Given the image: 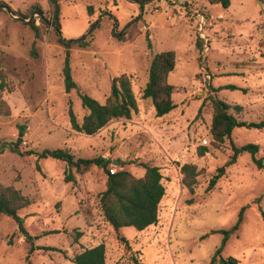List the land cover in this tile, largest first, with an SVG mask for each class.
<instances>
[{"label":"rangeland","instance_id":"obj_1","mask_svg":"<svg viewBox=\"0 0 264 264\" xmlns=\"http://www.w3.org/2000/svg\"><path fill=\"white\" fill-rule=\"evenodd\" d=\"M229 1L223 8L207 0H155L140 10L130 0H61V38L84 36L88 44L80 48L73 42L66 48L42 20H51L47 0H0V82L6 86L0 96L9 108V115L0 114V183L33 201L18 211L25 235L10 217L0 215V264H74L75 254L98 244L105 246L106 264H208L223 238L214 232L230 229L240 212L242 222L222 255L239 264H264V168L257 169L249 153L229 164L231 145H257L256 157H264V129L234 128L218 145L209 134L211 98L241 106L239 114L230 110L239 120L264 119V0ZM33 6L42 15L30 13ZM32 20L37 39L28 26ZM163 51L175 53L168 82L176 107L156 117L142 89L152 57ZM66 59L78 91L101 104L111 79L127 76L137 101L131 119L111 121L93 136L74 132L69 106L79 123L86 111L75 89L65 92ZM20 126L25 129L19 151L31 155L8 148ZM201 147L207 152L199 157ZM55 149L75 158H104L111 162L109 172L124 169L136 178L144 174L140 164L158 167L165 194L157 223L141 232L132 227L114 231L99 206L105 172L96 166L72 170L75 181L65 182L64 162L37 157ZM184 164L199 171L193 194L182 184ZM220 167L224 175L206 191Z\"/></svg>","mask_w":264,"mask_h":264},{"label":"trees","instance_id":"obj_2","mask_svg":"<svg viewBox=\"0 0 264 264\" xmlns=\"http://www.w3.org/2000/svg\"><path fill=\"white\" fill-rule=\"evenodd\" d=\"M115 2V0H113ZM138 2L139 9L142 10L144 5L150 4L155 0H132ZM210 5H220L223 8H228L229 0H207ZM60 2L61 0H47L51 9V20L47 22L48 25L54 27L56 33L60 32ZM116 4L114 3V6ZM0 7L1 4H0ZM30 13L37 11L42 15V11L37 6L29 9ZM12 15L20 16L24 19L28 18L26 14L11 11ZM87 14H92V8L87 7ZM96 26L97 23H94ZM93 25V24H92ZM91 25V26H92ZM28 26L33 31L35 38H39V29L35 25L34 20L28 22ZM120 40L123 35L118 36ZM60 42L62 40L60 39ZM77 42L80 48L88 47V44L83 38L72 41L70 43L62 42L63 46L69 48L71 43ZM196 48L201 51L202 48L196 42ZM68 53V51H66ZM68 55V54H67ZM175 53L173 51H163L155 54L150 62L148 69L147 81L142 89V98L149 99L154 107L156 117H163L175 109V104L172 100L174 87L169 84L168 76L175 68ZM64 75V89L66 93L75 89L81 103L82 109L86 111L81 122L79 123L71 108H68V117L71 129L79 134L86 136H93L103 129L109 122L115 120H129L133 113L137 111V101L132 91L130 79L121 75L111 79L109 95L103 104L99 103L94 98L78 91L76 84L72 81L70 76V69L68 67V59L65 60ZM235 89L234 87H230ZM6 89L5 83L0 82V92ZM0 105L4 107V111L0 114L9 115V108L0 96ZM212 117L209 128V134L213 144H222L230 138L234 128L244 127L247 129H264V119L259 122H250L237 119L230 113L234 110L237 114L241 113L242 107L238 105H229L218 98H211ZM24 127L20 126L18 129L19 137L16 142L9 143L8 148L13 153L20 155H31L28 151L21 153L19 151V144L24 135ZM232 155L230 156L229 164H234L237 157L243 153H249L251 161L257 169L264 168V157L257 158L258 146L247 144L240 147L231 145ZM3 149H0L2 153ZM207 152L206 148L201 147L197 149L199 157L204 156ZM38 158H52L57 161H62L67 166V174L64 176L65 182H74L75 178L72 175V170L81 173L88 170L92 166L101 168L106 175L105 190L99 196V206L103 213L106 222L118 231L121 228L132 227L138 232L155 225L158 217V206L165 194V188L162 184V175L156 166L148 164H140L144 169V174L140 178L134 177L124 169L118 170L111 174L107 166L111 163L104 158L82 159L75 158V156L66 149L43 150L37 155ZM182 174V184L191 193L197 185V177L199 171L195 165L184 164L180 167ZM225 173V167L217 169L208 182L206 191H211L220 178ZM33 201L27 196L23 195L18 189L13 186H5L0 183V215L10 217L17 225V229L23 235L26 234L24 228V221L18 215V211L28 208ZM242 222V213L238 214L235 224L228 230H217L214 233L223 236L221 244L214 250L210 256L208 264H239V261L231 256L224 257L222 255L223 248L229 236L235 233ZM27 241H31V236H26ZM120 241L128 246L125 238H120ZM33 248L29 249L31 253ZM74 264H106L105 246L98 244L93 247L84 248L79 253L75 254L71 259Z\"/></svg>","mask_w":264,"mask_h":264},{"label":"water","instance_id":"obj_3","mask_svg":"<svg viewBox=\"0 0 264 264\" xmlns=\"http://www.w3.org/2000/svg\"><path fill=\"white\" fill-rule=\"evenodd\" d=\"M130 1H132V0H130ZM132 2H134V1H132ZM136 4H138V2H135ZM7 10V12L9 13V14H11V12L8 10V9H6ZM39 14V13H38ZM20 21H23V19H20ZM116 24V23H115ZM53 29H54V27H53ZM93 29V27H91L90 29H89V31H88V33H90L91 32V30ZM55 30V29H54ZM57 34H58V36H59V38L62 40V42H64V43H70V42H72V40H64V39H62L61 38V33L60 32H57ZM84 36H82L81 38H83ZM81 38H79V39H81ZM79 39H77V40H79ZM77 40H73V41H77ZM112 164H114V165H117L118 164V162L116 161V160H114L113 162H112Z\"/></svg>","mask_w":264,"mask_h":264},{"label":"built area","instance_id":"obj_4","mask_svg":"<svg viewBox=\"0 0 264 264\" xmlns=\"http://www.w3.org/2000/svg\"><path fill=\"white\" fill-rule=\"evenodd\" d=\"M202 24H203V20L201 19V20L199 21V29H202ZM110 173H111V174L115 173V170H110Z\"/></svg>","mask_w":264,"mask_h":264},{"label":"crops","instance_id":"obj_5","mask_svg":"<svg viewBox=\"0 0 264 264\" xmlns=\"http://www.w3.org/2000/svg\"><path fill=\"white\" fill-rule=\"evenodd\" d=\"M126 3H127V2H126ZM128 4H129V5H132V6L134 5V4H131V3H128ZM114 7H115V9H117V5H116V6H114Z\"/></svg>","mask_w":264,"mask_h":264}]
</instances>
